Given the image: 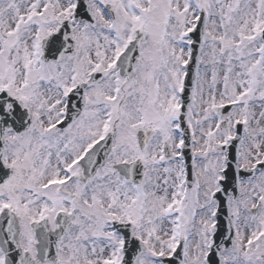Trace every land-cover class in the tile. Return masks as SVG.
I'll return each instance as SVG.
<instances>
[{
	"label": "snow or ice",
	"instance_id": "snow-or-ice-1",
	"mask_svg": "<svg viewBox=\"0 0 264 264\" xmlns=\"http://www.w3.org/2000/svg\"><path fill=\"white\" fill-rule=\"evenodd\" d=\"M0 264H264V0H0Z\"/></svg>",
	"mask_w": 264,
	"mask_h": 264
}]
</instances>
